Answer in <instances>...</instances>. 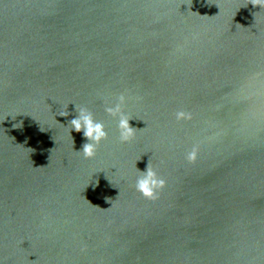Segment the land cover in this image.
I'll return each instance as SVG.
<instances>
[{
    "label": "water",
    "instance_id": "1",
    "mask_svg": "<svg viewBox=\"0 0 264 264\" xmlns=\"http://www.w3.org/2000/svg\"><path fill=\"white\" fill-rule=\"evenodd\" d=\"M81 108L108 132L91 159ZM0 264H264V8L0 0Z\"/></svg>",
    "mask_w": 264,
    "mask_h": 264
},
{
    "label": "clouds",
    "instance_id": "2",
    "mask_svg": "<svg viewBox=\"0 0 264 264\" xmlns=\"http://www.w3.org/2000/svg\"><path fill=\"white\" fill-rule=\"evenodd\" d=\"M253 7L264 8V0H251ZM126 102V97L121 94L116 101L111 103L106 107V111L109 115L113 117H118V128L119 137L121 142H129L135 137V128L131 126L130 121L132 120L128 117L122 110V106ZM69 113H61L60 116H68ZM177 120L190 119V114L183 111L176 114ZM72 130L75 132H82L83 137L86 142L82 145L80 150L77 152H82L85 159L94 158L97 151V146L101 141L107 139L108 132L102 122L94 119L93 114L86 108H81L78 111V115L71 119L69 122ZM197 158V151H193L187 154V159L190 162H194ZM141 174L136 180V190L140 192L147 199H157L159 191L163 189L166 185V181L161 178L157 172L147 165L144 171H140ZM89 203H91L89 201ZM94 206V205H93Z\"/></svg>",
    "mask_w": 264,
    "mask_h": 264
}]
</instances>
